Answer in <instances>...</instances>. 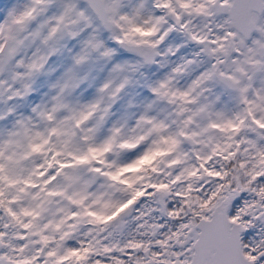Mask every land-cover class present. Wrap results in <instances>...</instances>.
<instances>
[{
  "label": "snow or ice",
  "instance_id": "snow-or-ice-1",
  "mask_svg": "<svg viewBox=\"0 0 264 264\" xmlns=\"http://www.w3.org/2000/svg\"><path fill=\"white\" fill-rule=\"evenodd\" d=\"M0 264H264V0H0Z\"/></svg>",
  "mask_w": 264,
  "mask_h": 264
}]
</instances>
